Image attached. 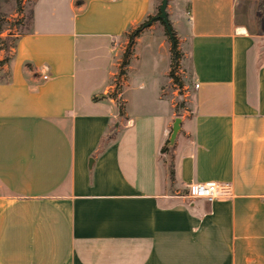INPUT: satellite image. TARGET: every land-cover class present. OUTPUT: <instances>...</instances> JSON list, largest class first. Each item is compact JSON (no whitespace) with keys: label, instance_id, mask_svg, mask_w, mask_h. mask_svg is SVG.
Instances as JSON below:
<instances>
[{"label":"crops","instance_id":"0c3cea01","mask_svg":"<svg viewBox=\"0 0 264 264\" xmlns=\"http://www.w3.org/2000/svg\"><path fill=\"white\" fill-rule=\"evenodd\" d=\"M31 3L0 65V264H264V0H169L192 110L161 104V70L135 111L132 59L123 117L106 95L157 0ZM211 181L232 195L187 196Z\"/></svg>","mask_w":264,"mask_h":264},{"label":"rangeland","instance_id":"374dc122","mask_svg":"<svg viewBox=\"0 0 264 264\" xmlns=\"http://www.w3.org/2000/svg\"><path fill=\"white\" fill-rule=\"evenodd\" d=\"M162 0H157L156 11L154 16L159 13V7ZM263 3V2H262ZM32 18L31 0H0V32L4 35L0 38V49L5 50L14 45V34L25 32L30 25ZM153 44L148 45L146 40L149 36L143 38L136 47L135 56L134 47L127 65H122L124 52L128 46L131 32L125 37L126 45L121 56L115 80L112 82L113 87L110 89L109 98L115 101V105L120 117H123L129 110L130 97L128 96V88L125 86L129 76L131 61L133 59L132 84L134 85L133 96L135 103L133 109L135 111H150L155 109L153 96L151 95V87L153 76L155 73L161 72V86L159 89V101L167 109H172L176 113L183 111H191L193 106V96L191 93L192 76L191 72L185 64L183 53L179 52L178 65L175 70L174 77H170L172 68L171 40L167 34L166 28L161 20L154 23ZM159 39V42H158ZM160 44V50L158 48ZM163 44V45H162ZM170 57V71L164 76L166 64L168 65ZM139 84L142 87H139ZM186 88V89H185ZM121 95V96H120ZM110 130L108 137L114 135Z\"/></svg>","mask_w":264,"mask_h":264},{"label":"trees","instance_id":"16d2710c","mask_svg":"<svg viewBox=\"0 0 264 264\" xmlns=\"http://www.w3.org/2000/svg\"><path fill=\"white\" fill-rule=\"evenodd\" d=\"M261 5H263V3L260 4V6ZM158 15H159V13H158ZM158 15L157 16H153V17L152 16L148 17L141 25H139L138 28H136L133 32H131L132 34L130 36V40H129L128 46H127V48H126V50L124 52L123 59H122V65L123 66L128 64L129 58H130L131 53H132V48L134 47L135 41L139 37L140 33L143 30H145V29L151 27L152 25H154V23L159 20L158 19ZM169 25H170V29H171V32H172L171 35L169 34L167 28L166 27L165 28H166L168 36L170 37L171 45H172L171 46L172 68H171V72H170V77L173 78L174 74H175V70H176L177 65H178V59H179V52L178 51H179V49H178V40H177L176 33L174 32L170 22H169ZM10 49L11 48H8L7 50H5L6 56H5L4 60L0 62V65L5 64V63H7L10 60ZM163 151L167 152L168 148H165ZM170 177H171V179H173L172 171L170 172Z\"/></svg>","mask_w":264,"mask_h":264},{"label":"built area","instance_id":"2783aa9c","mask_svg":"<svg viewBox=\"0 0 264 264\" xmlns=\"http://www.w3.org/2000/svg\"><path fill=\"white\" fill-rule=\"evenodd\" d=\"M46 78L47 77H45V79ZM195 87L198 88V85ZM187 189V196L190 199H206L210 202L232 195L229 184H221L214 181L206 183H192L187 186Z\"/></svg>","mask_w":264,"mask_h":264},{"label":"water","instance_id":"95a60500","mask_svg":"<svg viewBox=\"0 0 264 264\" xmlns=\"http://www.w3.org/2000/svg\"><path fill=\"white\" fill-rule=\"evenodd\" d=\"M169 4V0H162L161 1V5L159 7V15H158V19L161 20L163 22V24L165 25V27L167 28L169 34L171 35V29H170V25H169V19H168V13H167V7ZM179 125H180V120L177 119L175 121L174 127H173V133H172V137H171V143L174 142L176 135L179 131Z\"/></svg>","mask_w":264,"mask_h":264}]
</instances>
